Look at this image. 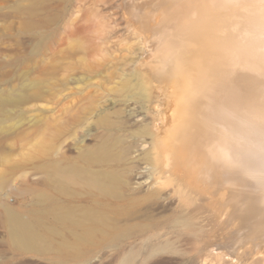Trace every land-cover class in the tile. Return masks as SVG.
I'll list each match as a JSON object with an SVG mask.
<instances>
[{"label":"rangeland","instance_id":"1","mask_svg":"<svg viewBox=\"0 0 264 264\" xmlns=\"http://www.w3.org/2000/svg\"><path fill=\"white\" fill-rule=\"evenodd\" d=\"M178 1L0 0V264H121L130 249L141 251L127 264H238L241 255L242 264L264 263V236L242 244L246 229L234 206L225 208L205 172L190 165L183 173L200 174L189 185L213 206L215 218L203 223L210 244L200 242L196 252L192 242L175 240L173 231L187 233L179 223L186 207L167 182L173 173L158 176L146 158L152 135L161 134L177 107L172 83L178 74L172 51L147 20L169 15ZM118 138L133 143L122 163L137 167L132 189L97 197L69 178L71 167H90L86 155ZM158 189L156 202L151 193ZM92 196L110 222L95 241L82 240L84 226L69 222L66 212L80 219ZM67 229L74 233L67 244H78L76 251L55 239ZM164 238L177 248L153 252Z\"/></svg>","mask_w":264,"mask_h":264},{"label":"bare ground","instance_id":"2","mask_svg":"<svg viewBox=\"0 0 264 264\" xmlns=\"http://www.w3.org/2000/svg\"><path fill=\"white\" fill-rule=\"evenodd\" d=\"M152 20V23H149L148 19L146 26L172 51L178 70L172 83L173 88L176 89L177 107L171 114L168 112L164 121L165 128L162 129L159 137L152 135L151 142L154 143L152 142L151 151L146 154L151 166L159 173L158 176H166V172L173 173L167 182L171 187H175V193L180 199L179 207H186L183 211L187 210L186 213H183L186 218L184 219L180 215L181 219L183 217V221L179 222L186 228L187 233L173 231V238L178 241L192 242V245L194 244L198 250L196 252H199L201 246L198 248V244L200 242L201 244L202 242L210 244L209 235L211 232L204 230L206 225L204 226L203 223L211 224V217L214 215H210L209 210H212L213 206H206L201 200L204 197L201 198L202 192L198 187L189 185L192 182V175L199 178L200 174L183 173L185 172L183 170L187 169L186 165H190L196 171L205 172L213 190H217L221 196L222 200L219 201L225 208L229 209L232 205L234 206V213L237 214L246 229L244 234L242 233L243 238H240L243 240L242 244L244 242L247 246V240L253 242L258 236H264V185L253 183L238 170H230L213 162L209 157L207 147L214 139L213 128L223 112L264 116V40L257 42L254 39L242 38V34L246 32H255L257 29L264 32V0H179L169 15L157 16ZM144 132L150 134L151 131L145 128ZM132 148H134L133 143L127 144L118 138L115 143L86 155L85 162L88 165H101L102 170L100 168L95 171L91 166L71 167L69 173L75 175L73 174V178H69L76 182L82 180V183L94 191L97 197H100L101 194L111 196L119 193L121 189L128 190L132 184L131 173H134L137 167L128 163L122 165V163L129 160ZM69 178L67 179L70 180ZM165 182L163 185L167 183ZM160 192L158 189L151 193L153 197H156V202ZM83 208L84 212L80 219L75 218L74 212L72 214L65 209L68 221H78L84 226V233L80 239H97L104 233L103 230L110 221L100 210L98 198H94V204L83 206ZM219 212H221L220 204ZM142 216L145 217V214ZM226 216L224 217L226 218ZM139 217L141 216L139 215ZM133 218L136 217L133 215ZM206 228L208 229L207 226ZM238 230L240 229L238 228ZM70 235L74 236V233L67 229L64 233H56L55 239L58 243L59 238L62 237L63 241L60 245L67 251H76L78 244H67ZM170 240H166L167 242L163 245H161L163 242L157 244L158 246L154 247L152 251H174V247H177L175 244L173 247L169 243ZM251 245L253 246L254 243ZM208 247L210 248V245ZM209 248L206 249L209 250ZM261 249L259 252L264 253V247ZM123 250L124 248H117L119 253ZM135 250L130 249L127 257L123 261L121 260V264L130 263ZM187 250L189 251V249ZM140 251L138 249L136 253ZM239 256L236 255L238 258ZM241 256L238 264L242 261ZM263 259H261L262 262H264Z\"/></svg>","mask_w":264,"mask_h":264},{"label":"clouds","instance_id":"3","mask_svg":"<svg viewBox=\"0 0 264 264\" xmlns=\"http://www.w3.org/2000/svg\"><path fill=\"white\" fill-rule=\"evenodd\" d=\"M242 38L264 40V32H246ZM207 147L210 159L238 170L257 185H264V116L225 111L213 128Z\"/></svg>","mask_w":264,"mask_h":264}]
</instances>
